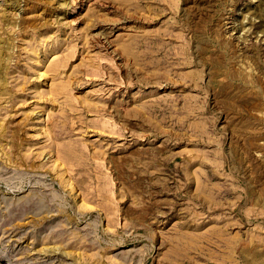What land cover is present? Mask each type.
Returning a JSON list of instances; mask_svg holds the SVG:
<instances>
[{
	"label": "rangeland",
	"instance_id": "1",
	"mask_svg": "<svg viewBox=\"0 0 264 264\" xmlns=\"http://www.w3.org/2000/svg\"><path fill=\"white\" fill-rule=\"evenodd\" d=\"M0 264H264V0H0Z\"/></svg>",
	"mask_w": 264,
	"mask_h": 264
}]
</instances>
